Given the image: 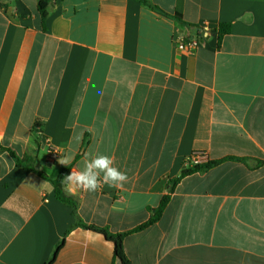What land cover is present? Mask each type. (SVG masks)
Here are the masks:
<instances>
[{
    "label": "crops",
    "instance_id": "1",
    "mask_svg": "<svg viewBox=\"0 0 264 264\" xmlns=\"http://www.w3.org/2000/svg\"><path fill=\"white\" fill-rule=\"evenodd\" d=\"M51 1L43 28L39 0H0V145L50 179L61 157L70 173L86 152L111 156L122 188L64 192L85 224L112 233L147 222L192 153L224 159L184 177L125 253L132 264H264V0ZM177 37L202 44L185 52ZM72 211L0 153V264H46L64 238L53 264H121L105 237L71 229Z\"/></svg>",
    "mask_w": 264,
    "mask_h": 264
},
{
    "label": "trees",
    "instance_id": "2",
    "mask_svg": "<svg viewBox=\"0 0 264 264\" xmlns=\"http://www.w3.org/2000/svg\"><path fill=\"white\" fill-rule=\"evenodd\" d=\"M144 2L150 6H153L146 0H144ZM52 5H54V3L51 0H39V2H38V11H39V15H40V19H41L43 28H45V22H46L49 14H50V8ZM229 32H230V24H222L218 30L219 39L221 40L225 35L229 34ZM39 125H41L40 122H37L36 126H39ZM3 151L8 152L11 156H13L16 159L17 167L27 169L30 171H34V172L38 173L41 177L50 181L54 187L56 199L58 201L62 202L63 204L71 207L73 210L72 213L75 217V223L73 224L71 229L74 227H77V226H83V227H86V228L90 229L91 231L105 237V239L107 241L111 242L114 245L115 256L119 259L121 264H132L130 259L126 255L125 250H124V239H125V237L130 233L141 231V230L145 229L146 227L154 224L155 222H157L161 218L167 204L170 201L171 194L173 193L176 185L184 177L191 175L193 173H197V172H205V171L209 170L210 168L214 167L215 165L224 161V159L223 160L207 159L206 162H203L201 164H198V165H195L192 167L185 166V168L181 171V173L177 177L169 179V181H168V185H169L168 192H167V194H165L162 197L159 206L156 208H151V207L148 208L149 212L151 213V216L147 222H145L144 224H141L140 226L134 228L133 230H129L127 232L112 233L107 228L99 227L96 225H87L78 216V213H77L78 203L74 198L67 196L65 194L64 184L61 182L62 179L64 178V176L69 174L70 166H61L57 178L56 179H50L46 173L39 171L38 169L35 168L33 158L27 156V157H24L21 159V158L17 157L11 149L6 148L3 145H0V153ZM240 160H242V159H240ZM185 162H186V160H185ZM64 244H65V238L56 247L52 257L49 259V261L46 264H53L55 262L58 254H59L60 250L63 248Z\"/></svg>",
    "mask_w": 264,
    "mask_h": 264
},
{
    "label": "clouds",
    "instance_id": "3",
    "mask_svg": "<svg viewBox=\"0 0 264 264\" xmlns=\"http://www.w3.org/2000/svg\"><path fill=\"white\" fill-rule=\"evenodd\" d=\"M95 87V85H93ZM98 95H102L103 91L98 90ZM79 141L80 136L76 137ZM71 162L69 157H61L59 163L67 166ZM82 170L72 169L71 172L64 176L62 183L66 189L76 194L83 190L86 192H96L102 186L106 184L113 188H122L128 180L126 172L119 170L114 166V160L111 156L106 154L97 153L92 155L90 153H84V159L82 161ZM114 211H120L121 209L113 206Z\"/></svg>",
    "mask_w": 264,
    "mask_h": 264
},
{
    "label": "built area",
    "instance_id": "4",
    "mask_svg": "<svg viewBox=\"0 0 264 264\" xmlns=\"http://www.w3.org/2000/svg\"><path fill=\"white\" fill-rule=\"evenodd\" d=\"M209 28L207 26H203L201 35L207 33ZM205 37V36H204ZM175 42L177 43V47L179 50L193 53L195 52L202 44V39L200 37L192 38V39H183V38H175ZM60 156V152L56 148H49L48 150V158L51 161L56 160ZM208 156L205 152H194L186 159V165L189 167L201 164L206 162Z\"/></svg>",
    "mask_w": 264,
    "mask_h": 264
},
{
    "label": "water",
    "instance_id": "5",
    "mask_svg": "<svg viewBox=\"0 0 264 264\" xmlns=\"http://www.w3.org/2000/svg\"><path fill=\"white\" fill-rule=\"evenodd\" d=\"M37 169V168H36Z\"/></svg>",
    "mask_w": 264,
    "mask_h": 264
}]
</instances>
